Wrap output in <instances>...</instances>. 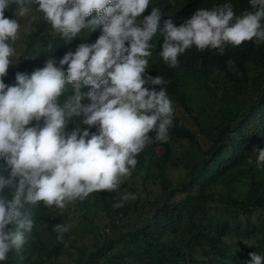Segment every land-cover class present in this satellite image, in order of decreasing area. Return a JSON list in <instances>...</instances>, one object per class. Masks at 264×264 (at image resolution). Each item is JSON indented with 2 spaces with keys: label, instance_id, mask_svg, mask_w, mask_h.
Instances as JSON below:
<instances>
[{
  "label": "trees",
  "instance_id": "obj_1",
  "mask_svg": "<svg viewBox=\"0 0 264 264\" xmlns=\"http://www.w3.org/2000/svg\"><path fill=\"white\" fill-rule=\"evenodd\" d=\"M225 3L236 15L252 10L249 0H150L140 18L156 7L163 23L171 19L179 26L198 8ZM16 7L5 15L12 17ZM15 18L21 27L12 45L13 63L3 77L9 85L17 72L31 73L50 57L58 62L101 34L98 26L66 41L40 13ZM151 43L147 72L166 83L149 87L165 88L174 108L168 140L153 138L146 144L117 190L94 191L62 209L43 202L26 205L33 229L3 264H246L250 252L264 256V166H257L253 152L264 147V43L226 45L223 54L192 46L175 67L159 56V31ZM72 95L69 85L57 103L63 106ZM89 102L86 96L82 100ZM83 119V114L69 118L64 135L89 127ZM42 124L33 120L28 126ZM97 128L89 127L90 134ZM173 169L180 178L170 176ZM0 171L7 175L6 165ZM5 193L10 199V190ZM117 201L121 206L114 208ZM67 209L87 221L90 242L76 246V254H70L78 237ZM256 213H261L258 219ZM60 223L68 231L58 240L53 227Z\"/></svg>",
  "mask_w": 264,
  "mask_h": 264
},
{
  "label": "clouds",
  "instance_id": "obj_2",
  "mask_svg": "<svg viewBox=\"0 0 264 264\" xmlns=\"http://www.w3.org/2000/svg\"><path fill=\"white\" fill-rule=\"evenodd\" d=\"M13 4L17 6L13 16H6ZM149 4L150 0H0V159L4 161L0 168H7V175L0 171V264L9 252L25 245L33 229L26 205L43 202L62 209L94 191L117 190L146 144L153 138L168 140L172 101L165 88L149 87L166 83L163 77L147 72L151 41L158 31L163 35L159 56L169 67L177 66L178 57L192 46L223 54L226 45L264 43V0H249L252 10L241 15L230 3L198 8L179 26L171 19L163 23L156 7L141 19ZM33 12L66 41L98 26L101 34L66 52L58 62L50 57L31 73L17 72L15 83L6 84L3 77L13 63L12 45L21 27L15 17ZM69 85L74 95L61 106L57 97ZM84 86H89L86 93L81 91ZM85 96L88 104L82 103ZM81 114L82 123L98 125L97 131L90 134L89 127L77 128L65 136L69 118ZM41 119L42 126H28ZM253 152L257 166H264V147ZM5 189L10 190V199ZM53 231L59 240L68 227L56 224ZM249 256L246 264H264V256L257 252Z\"/></svg>",
  "mask_w": 264,
  "mask_h": 264
},
{
  "label": "rangeland",
  "instance_id": "obj_3",
  "mask_svg": "<svg viewBox=\"0 0 264 264\" xmlns=\"http://www.w3.org/2000/svg\"><path fill=\"white\" fill-rule=\"evenodd\" d=\"M196 96L197 95H195V97ZM199 99H200L199 103H202L203 102L202 98L200 97ZM170 176L174 180L178 179V178H180L179 177L180 176V172L175 170V169H173V170L170 171ZM262 176H264V175H262ZM94 210L98 211L97 209H94ZM66 214H69V219L71 220L73 228H74V230L77 233L76 236L78 237V242H77V244H74L75 248L71 249V251H70V254L71 253L76 254V250H77L76 246H82V244L85 246V245H88V243L90 242V239H89L88 235H86V229H85V227L87 226V221L83 220L81 217H79L78 214L75 215V210L74 209L73 210L67 209ZM260 215H261V213H256L254 218L258 219V217ZM52 245H53V242H52ZM77 252H78V250H77Z\"/></svg>",
  "mask_w": 264,
  "mask_h": 264
}]
</instances>
